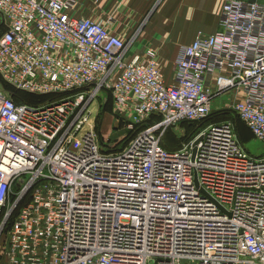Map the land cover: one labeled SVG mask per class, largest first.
Segmentation results:
<instances>
[{
    "label": "built area",
    "instance_id": "2783aa9c",
    "mask_svg": "<svg viewBox=\"0 0 264 264\" xmlns=\"http://www.w3.org/2000/svg\"><path fill=\"white\" fill-rule=\"evenodd\" d=\"M75 9L0 0L1 79L53 97L17 104L0 86L4 264H264V155L245 151L229 121L162 145L232 93L231 111L264 146V1L227 0L219 30L182 47L171 84L155 51L128 54ZM108 95L129 131L159 121L106 150L92 106Z\"/></svg>",
    "mask_w": 264,
    "mask_h": 264
},
{
    "label": "crops",
    "instance_id": "0c3cea01",
    "mask_svg": "<svg viewBox=\"0 0 264 264\" xmlns=\"http://www.w3.org/2000/svg\"><path fill=\"white\" fill-rule=\"evenodd\" d=\"M226 1L74 0V13L101 21L129 43L130 55H142L147 49L155 51L164 81L171 84L180 50L190 45L198 33L209 35L219 30ZM0 264H4L1 249Z\"/></svg>",
    "mask_w": 264,
    "mask_h": 264
},
{
    "label": "rangeland",
    "instance_id": "374dc122",
    "mask_svg": "<svg viewBox=\"0 0 264 264\" xmlns=\"http://www.w3.org/2000/svg\"><path fill=\"white\" fill-rule=\"evenodd\" d=\"M235 101L230 94L225 93L217 96L211 102V108L214 113H217L223 108L225 111H231L230 105ZM229 106V107H228ZM227 108V109H225ZM93 114L98 117L97 136L106 150L119 149L130 138V132L126 126L118 121L112 108V102L108 96L102 99H97L92 106ZM212 112V113H213ZM221 119H227L235 127L242 126V122L236 123L235 118L230 114H223ZM100 118V119H99ZM177 137L185 133L183 127L170 130ZM240 137L244 144L243 149L254 158L264 155V146L254 139V137L245 130L240 131ZM238 134V133H237Z\"/></svg>",
    "mask_w": 264,
    "mask_h": 264
},
{
    "label": "trees",
    "instance_id": "16d2710c",
    "mask_svg": "<svg viewBox=\"0 0 264 264\" xmlns=\"http://www.w3.org/2000/svg\"><path fill=\"white\" fill-rule=\"evenodd\" d=\"M3 31V26L0 25V34L2 33ZM0 86L8 91L11 95V98L12 100L17 103V104H20V103H25V104H29V105H35L39 102H42L44 100H47V99H52L53 97L52 96H45V95H35V94H31V93H27L25 91H22V90H18V89H15L14 87H12L11 85L5 83L1 77H0ZM109 97V100L111 101V97L108 95ZM112 102V101H111ZM227 109V108H225ZM221 111L217 112V113H211L204 121H201V122H198V123H189V122H183L181 123V127H183L185 133L183 134V136H179L177 137L175 134H173L170 130H168L164 137H163V140H162V145L168 149H176L178 148L179 144L181 141L185 140V139H190L194 134H196V132H198L201 127L209 124V123H216V122H222V121H228L227 119H221L223 117H220L222 116L223 114H230L232 115L235 120H236V123L238 121H240L234 114L232 111H225L224 109H220ZM100 119V118H99ZM98 120V119H97ZM159 121V117L158 116H152L148 121L147 123H145L144 125H139L137 126L134 131L133 130H130V138L133 136L134 133H136L139 129H141L143 126H146V125H149V124H153V123H156ZM99 122V121H98ZM241 122V121H240ZM243 125L242 126H238V129H237V125L233 128H234V132L236 134V137H237V140L239 142V144L243 147L244 144L242 142V139L240 137V131L242 130H245L246 132H248L249 134L252 135V133L250 132V130L244 125V123H242ZM98 126V125H97ZM238 133V134H237ZM253 136V135H252ZM129 138V139H130ZM128 139V140H129ZM127 143V141H126ZM124 143V144H126ZM123 144V145H124ZM122 145V146H123ZM121 146V147H122ZM26 201V198L22 201L25 202Z\"/></svg>",
    "mask_w": 264,
    "mask_h": 264
},
{
    "label": "water",
    "instance_id": "95a60500",
    "mask_svg": "<svg viewBox=\"0 0 264 264\" xmlns=\"http://www.w3.org/2000/svg\"><path fill=\"white\" fill-rule=\"evenodd\" d=\"M194 145H195V143H194ZM193 152H195V148L193 147Z\"/></svg>",
    "mask_w": 264,
    "mask_h": 264
}]
</instances>
